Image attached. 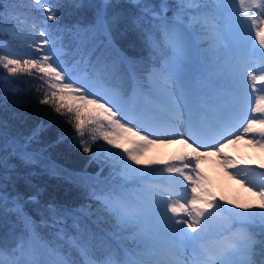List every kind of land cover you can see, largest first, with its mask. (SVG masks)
<instances>
[{"label": "snow or ice", "instance_id": "1", "mask_svg": "<svg viewBox=\"0 0 264 264\" xmlns=\"http://www.w3.org/2000/svg\"><path fill=\"white\" fill-rule=\"evenodd\" d=\"M66 6L93 8L94 21L61 25ZM17 7L0 0V21L31 33L0 51V83L33 86L37 119L27 134L0 119V209L23 229L0 264H264V161L227 151L244 141L264 153V0H29L23 20ZM127 37L147 56L128 54ZM10 103L0 90V111ZM65 145L101 166L82 177L78 207L44 200L27 171L71 177L48 160ZM212 158L255 202L216 195L201 168Z\"/></svg>", "mask_w": 264, "mask_h": 264}, {"label": "trees", "instance_id": "2", "mask_svg": "<svg viewBox=\"0 0 264 264\" xmlns=\"http://www.w3.org/2000/svg\"><path fill=\"white\" fill-rule=\"evenodd\" d=\"M4 2L16 4L18 6L17 14L20 15L22 20L25 19L30 12V9L28 8L29 0H4ZM83 2L85 5L99 4L101 3V0H83ZM154 2L158 3L159 0H154ZM67 3L68 0H65V4ZM119 3L122 5L126 4L127 0H119ZM94 12L95 10L93 8L87 6L79 9L66 6L61 8L58 14L61 16V25L71 26L79 23L82 26H87L94 21ZM48 23L51 24L52 22ZM30 33V22L13 27V22L9 21L7 15H5L3 21H0V51H3L5 48H13L17 46L21 42L24 35ZM64 39L65 43L68 45L67 51L69 58L76 56L75 49L78 41L71 36H66ZM131 39L134 38L127 37L121 40V43L124 48L127 49L128 54L137 58H139L140 55L147 56V51L141 46L138 44L136 46H132L130 44L129 41ZM20 79L24 80L27 79V77H21ZM13 87H18L21 91L13 94L9 91L8 86L0 83V90L7 91L8 95L16 101L15 105H12L11 103L9 104V111L7 114L0 111V119L6 120L10 126L9 131L13 134H27L29 127L37 119V114L32 111V106L35 104V99L32 94L34 89L33 86L25 83H20L14 85ZM16 112H23L26 115L27 120L20 121L15 119L13 113ZM99 143L103 144V141H99ZM105 147H107V145H105ZM48 160L52 165L66 169L68 172L73 173V175L71 177H57L49 175L48 172L40 165H35L28 169L27 171L33 173V183L38 185V187L42 190L41 195L43 199L49 201L54 200L57 203L70 207H78L80 204L86 203L87 201L84 196V188L81 186L83 183L82 177L87 176L96 178L97 174L101 171L100 164L96 161L89 162V157L67 145L57 147L55 150L50 151L48 153ZM12 162L19 165L18 161L13 160ZM107 177L108 169L104 168L102 174L99 176V179L104 180ZM22 190L24 189L22 188ZM91 220L96 222L91 225L93 228L99 226V228L108 230L109 226L103 220H98L96 215H93ZM22 231V224L18 221L15 214L5 212L3 209H0V247L6 246L9 248V245L19 242ZM41 235L45 239H51L46 229L41 230ZM125 243L130 242L125 241Z\"/></svg>", "mask_w": 264, "mask_h": 264}, {"label": "rangeland", "instance_id": "3", "mask_svg": "<svg viewBox=\"0 0 264 264\" xmlns=\"http://www.w3.org/2000/svg\"><path fill=\"white\" fill-rule=\"evenodd\" d=\"M178 147L179 146L177 145H173L166 148L150 149L146 155V159L167 158L176 153ZM227 151L241 160H246L247 166L249 167H257L260 162L264 161V153H260L244 141H240L237 145L231 147ZM241 166L243 167L244 165ZM201 168L207 180L213 185L217 196H220L221 194L228 199L239 200L241 202H255V198L250 196L240 184L229 179V177L225 175L223 170L218 166L215 158L210 159L209 162L203 163ZM11 247L12 245L10 248Z\"/></svg>", "mask_w": 264, "mask_h": 264}]
</instances>
